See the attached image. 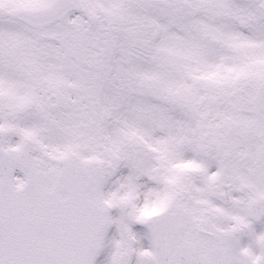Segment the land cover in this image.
<instances>
[{
    "label": "snow or ice",
    "instance_id": "6c2138e0",
    "mask_svg": "<svg viewBox=\"0 0 264 264\" xmlns=\"http://www.w3.org/2000/svg\"><path fill=\"white\" fill-rule=\"evenodd\" d=\"M0 264H264V0H0Z\"/></svg>",
    "mask_w": 264,
    "mask_h": 264
}]
</instances>
